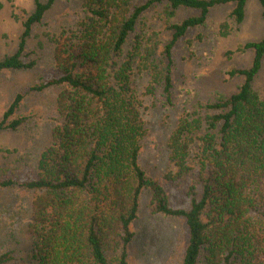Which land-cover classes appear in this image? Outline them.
<instances>
[{"label":"trees","instance_id":"1","mask_svg":"<svg viewBox=\"0 0 264 264\" xmlns=\"http://www.w3.org/2000/svg\"><path fill=\"white\" fill-rule=\"evenodd\" d=\"M264 11V0H257ZM54 0H34L22 22L18 48L0 60L3 70L29 69L26 42ZM247 0H84V17L74 31L55 38L54 73L28 88L62 89L56 97V120L50 144L40 153L35 175L23 181L0 180V186H21L32 192L27 231L31 238L22 264H128V245L135 233L143 189L151 191V211L180 217L187 228L181 264H260L264 261V99L252 88L264 56V36L239 50L252 49L246 68L229 76L243 78L237 90L199 102L195 111L178 118L169 142V160L176 180L191 170V146L200 192L191 190L186 208L170 205L163 188L149 179L139 163L147 133L141 101L133 84L137 72L150 74V88L161 87L171 101L172 53L186 33L206 21L211 8L231 3L229 15L243 22ZM163 8L169 37L163 58L153 57L159 45L153 33L143 47L135 34L141 17L157 5ZM179 7L196 14L169 23ZM134 36V37H132ZM132 37V38H131ZM129 40L132 50H125ZM145 50V51H141ZM144 52V53H143ZM24 97L17 93L4 111L0 129L15 130L27 120L15 115ZM15 258L0 254V264Z\"/></svg>","mask_w":264,"mask_h":264},{"label":"rangeland","instance_id":"2","mask_svg":"<svg viewBox=\"0 0 264 264\" xmlns=\"http://www.w3.org/2000/svg\"><path fill=\"white\" fill-rule=\"evenodd\" d=\"M83 1L54 0L42 22L32 27L26 42L23 60H32L34 65L0 73V120L17 93H23L24 97L15 115L27 119L15 130L0 129V180L20 182L35 175L39 155L50 144L57 116L56 97L62 88L51 86L40 92L28 91V88L54 73V40L62 31L75 30L85 15ZM232 5L211 8L205 23L189 30L175 45L170 102L164 98L160 86L150 88L149 72H137L135 68L133 74L147 128L141 141L139 163L147 177L163 188L173 207L186 208L191 190L196 194L201 190L194 158L200 146L198 142L191 146L187 159L191 170L176 180L165 178L167 173L176 170L169 160L168 142L178 118L195 111L199 102L235 92L243 78L229 76L228 71L248 67L253 57L252 49L239 48L264 36V11L257 0H247L245 16L239 25L229 15ZM164 6L149 9L141 17L135 33L143 35V47L153 33L157 34L159 45L153 57L158 64L163 58V43L169 37L163 20ZM33 9L34 0H0V60L16 52L22 22ZM193 14H196L194 10L179 7L169 23H178ZM133 47L134 41L129 40L125 50ZM252 88L264 99V56ZM32 195L21 186H0V254L10 252L15 258L8 264L26 262L31 245L27 224ZM150 203L151 191L145 188L140 196L138 216L132 224L135 236L128 245V264H181L188 238L184 219L153 213ZM257 221L260 228L264 227L263 218Z\"/></svg>","mask_w":264,"mask_h":264}]
</instances>
